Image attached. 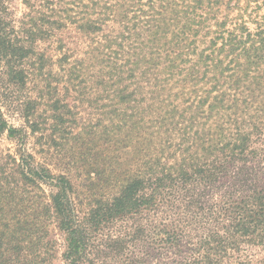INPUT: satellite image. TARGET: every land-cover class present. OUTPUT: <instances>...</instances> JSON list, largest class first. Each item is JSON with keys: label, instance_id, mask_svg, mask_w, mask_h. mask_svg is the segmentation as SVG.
Instances as JSON below:
<instances>
[{"label": "trees", "instance_id": "16d2710c", "mask_svg": "<svg viewBox=\"0 0 264 264\" xmlns=\"http://www.w3.org/2000/svg\"><path fill=\"white\" fill-rule=\"evenodd\" d=\"M6 1L0 135L19 146L0 157V211L17 210L1 227L31 234L51 212L66 264H264V0H27L18 25ZM72 30L88 41L74 60ZM48 50L91 109L67 155ZM34 102L50 124L30 118ZM38 183L52 192L24 206Z\"/></svg>", "mask_w": 264, "mask_h": 264}, {"label": "rangeland", "instance_id": "374dc122", "mask_svg": "<svg viewBox=\"0 0 264 264\" xmlns=\"http://www.w3.org/2000/svg\"><path fill=\"white\" fill-rule=\"evenodd\" d=\"M27 0H7L6 6L15 20V25L17 21L22 19L23 14L27 12L25 5ZM111 2V1H110ZM65 34V37L62 38L65 45L70 49L71 60L82 58V54L86 49L88 41L81 35L75 32L74 30L66 33L65 31L61 33ZM43 48V45L40 46ZM48 58L52 60V63L48 64L46 67L48 71L54 75L53 79H50V86H52V91L50 96L53 97V106L57 110L58 115H60L61 120L59 122L62 124L59 125V128L63 129L64 133H61L63 140L58 139V143L61 144V147L55 150H62L64 155L67 153L71 154L74 152V144L71 138L79 132V125H77V120L79 118L87 119L88 116L91 117V109L87 106L86 103L80 104L77 99V94L75 93V83L72 80H67L64 78L59 67L55 65V61L59 59V54L53 51H45L44 53ZM30 89V86L27 89H23L20 92L26 94ZM35 91L32 90L29 94H34ZM34 96V95H33ZM31 104L27 110L29 114L34 113V116L30 115L31 119L37 118V123L44 126L45 123L50 124V120H45L47 117L46 108L41 104L42 102H34ZM2 113L4 114V119L6 120L8 126L13 128H20L24 126V119L19 117L18 114H11L7 112V107L2 106ZM58 122V120H57ZM56 124V121H54ZM28 134L31 132L29 129L25 128ZM49 134V132H47ZM40 136L39 133H31L28 136L26 141V148L29 153L33 155L36 162L42 164L41 159L42 155L38 152V145L34 138ZM58 134L53 135L56 138ZM69 139V141H68ZM67 141V142H66ZM16 139L9 138L6 132H2L0 135V157L9 162L7 158L8 155L12 157L16 154L18 149ZM5 163L3 160H1ZM0 161V178L2 173L9 172V168L6 165H1ZM7 180V179H6ZM39 188H33L31 186L24 187L26 190L20 194L24 200V206L26 205L25 199L32 194H36L37 197L48 198L52 189L46 186H42L38 183ZM1 207V206H0ZM77 207V205H76ZM87 206L77 207L78 210L85 211ZM11 211V213H9ZM14 212L10 208H1L0 212H3L4 218L8 223L13 224L10 219L12 218ZM27 212V211H26ZM25 213V212H24ZM44 215V216H43ZM39 219L43 222L42 229L37 228L36 231L31 234L27 232L13 233L9 229L1 227L0 224V252L4 251L5 248L8 249L6 255H0V264H66L61 257L65 251V236L57 228V223L55 216L50 212H43L42 218L39 216ZM11 242L9 245L8 243ZM8 245V246H7ZM12 249H15L12 252ZM17 249V250H16ZM2 254V252H1ZM8 259V260H7Z\"/></svg>", "mask_w": 264, "mask_h": 264}]
</instances>
